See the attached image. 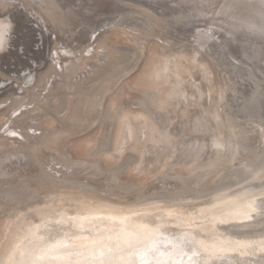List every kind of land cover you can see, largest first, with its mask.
Segmentation results:
<instances>
[{
	"label": "rangeland",
	"instance_id": "1",
	"mask_svg": "<svg viewBox=\"0 0 264 264\" xmlns=\"http://www.w3.org/2000/svg\"><path fill=\"white\" fill-rule=\"evenodd\" d=\"M143 1L18 0L32 13L34 23H44L52 34L51 55L61 53L54 56L58 65H46L32 77H13L3 68L11 56L8 46L0 48V84L17 83L16 88L0 90V260L12 246L17 226L49 195L56 201L71 196L70 203L128 208L201 202L248 183L253 173L250 159L254 167L264 163V28L251 27L254 13L242 10L250 23L231 30L217 13L222 0ZM3 4L0 0V10ZM213 10L214 15H208ZM215 16L220 20L217 24L212 20ZM107 23L109 28L95 32ZM18 43L13 65L22 67ZM33 57L41 62L43 54ZM194 79L213 118L206 132L200 127L193 135L190 154L188 136L174 135L172 130L178 108L189 99L186 83ZM155 132L172 145L170 153L163 155L167 164L153 162L149 156V149L156 147ZM133 143L137 145L126 147ZM207 150L208 157L201 159ZM249 221L264 224L263 202Z\"/></svg>",
	"mask_w": 264,
	"mask_h": 264
},
{
	"label": "bare ground",
	"instance_id": "2",
	"mask_svg": "<svg viewBox=\"0 0 264 264\" xmlns=\"http://www.w3.org/2000/svg\"><path fill=\"white\" fill-rule=\"evenodd\" d=\"M4 3L5 5L4 4L1 5L3 10H0V48L3 47L4 45H5V48L6 46H8L7 48L9 50V55L11 56L5 59L3 68H6L9 71L10 76H13V77H17L19 75L24 76V77H29V76L32 77L34 73L37 72V70L38 71L41 70L42 67H46V65L48 68L49 67L52 68L54 65H58L57 63L58 59L57 57L55 58L54 56L55 54L57 56L60 55L61 52L58 51V52H55L53 56L51 55L52 50L50 49V44L53 43L54 39L52 38V34L49 33V30L46 27V25L41 22L34 23V19H33L34 16L32 15V13L28 12L26 8L23 6V3H19L18 0H4ZM148 3L153 5V2L151 1ZM83 5L85 6L86 3H84ZM219 5H218L219 10L217 11V13H219V15H221L222 17L220 20L224 19V23H222L223 26L228 25L230 26L229 28L231 30L243 28V25L245 26V24L248 22V19H251V18H249V15H247V13L245 15L242 10L244 11L249 10L254 13L253 14L254 17H252L254 18V21H253L254 25H251V27L254 26L253 27L254 30L256 29L260 30V27L264 28V0H222ZM156 6L158 5L156 4ZM167 6H170V4ZM183 7L184 5L182 6V8ZM193 8H190V9L193 11ZM155 9L156 8H154V10ZM207 9L210 10L209 8ZM207 9H205L206 13H207ZM216 9L217 8H215L214 10ZM214 10L211 14H209L208 12V15L213 16ZM249 11H248V14H250L251 16L252 13ZM200 12L198 14H200ZM236 12H241L242 14L236 16L235 15ZM12 13L14 15L13 18H12L13 16ZM195 13L196 12H193V14L192 13L190 14L194 15ZM190 14L188 16H190ZM172 16H174L173 13H172ZM180 17H182V15ZM217 17L215 16V19H212V20L216 21ZM185 18L189 20V17L187 18V16H185ZM207 18H211V16ZM192 20L191 22L195 21V20L194 21ZM220 20H217L216 24ZM185 23L187 24V22ZM210 23H208V25ZM249 23L250 22H248V24ZM192 24L190 23V25ZM17 25L20 26L19 30H16L17 28H15ZM110 26L111 25L107 23L106 25H102L98 29V31H95V32L100 33L102 31L101 28L104 30L106 28H109ZM206 27H204V30ZM218 27H217V30H220L218 29ZM249 27H248V30H249ZM213 28H216V26ZM182 30H184V28ZM189 30L190 29H188L187 31L189 32ZM199 30H201V28ZM212 30L209 27V31H212ZM227 30H228V27H227ZM254 30H252V32ZM204 32L205 31H203V33ZM96 33H94L95 35L93 37L95 41L97 39ZM187 33L186 35H188ZM214 33L215 32L212 31V34ZM248 34L249 36L251 35V37L253 36L252 35L253 33L252 34L248 33ZM20 37L22 39L25 37V39L21 41ZM33 38L36 39V44L34 46L32 45ZM212 39H215V38H212ZM184 40H187V39H184ZM196 40H198V38ZM208 40H211V39H208ZM15 42H19L17 49L20 50V54L23 55L24 61L22 62H23V66L25 65L24 68L22 65H20L22 67H17L18 65L17 66L13 65V57H14L13 55L16 51L15 46H17L16 45L17 43L15 44ZM219 42H221V40ZM237 42H238V39H237ZM23 43H26V44L24 45ZM214 43L215 42H213V44ZM201 44L203 43L201 42ZM232 44L235 45V43H232ZM219 45L221 44L219 43L218 46ZM194 46H196V44ZM206 46L208 47V44ZM222 47L220 48L224 51L225 47L224 48ZM236 50H237V47H236ZM40 51L43 54V59L41 62H38L36 59H34L33 56L40 55ZM229 51L230 49L227 50V52ZM220 53L222 55V51ZM22 68L25 70L23 73H21L23 70ZM1 70L3 71V69ZM16 84L14 81L9 80L8 83L6 84L7 86H5L2 82L0 84V90L2 88L5 89L8 87L16 88L17 87ZM197 85L198 83L195 79L190 80L186 83L185 94H188L189 99H187V102L184 105H181V107L179 106L180 108H178L175 114L176 125L174 126L172 130L174 135H180L182 132H184L185 135L188 136V140H187L188 146H187L186 151H189L190 154H192V151L194 149L193 142L195 141L194 140L195 136L193 137V135L197 133V131L200 130L199 129L200 127H202L204 129V132H206L208 130L209 123L210 124L212 123L211 121L212 114L210 113L209 109L206 108V105L202 101V95L198 92ZM208 88H209V85H208ZM210 94L212 95V93ZM213 94L215 93L213 92ZM214 97H217V95L216 96L213 95V99ZM202 118H203V122H201ZM158 123H160L159 120H158ZM252 132H254V130ZM153 134L155 136L156 147L149 149L148 151L149 156L153 162L157 161L160 165H163L164 163L167 164L168 162L163 158V155L170 153V150L172 149V145L169 146V144H166V142H164V140L158 135V133L155 132ZM134 144L135 143L127 144L126 147L134 146ZM135 145H137V143ZM254 151L255 150H253V152ZM257 151L255 152L256 154H257ZM255 153H254V156H255ZM208 155H209V151L207 150L201 159H206ZM232 155L234 156V154ZM252 155L250 154V156ZM188 157L189 156L185 158H188ZM27 162H30V160ZM240 162L237 161V163H240ZM248 163L250 164V165L248 164L249 167L253 169L251 180L248 183L230 192H222V193L216 194L212 196L210 199L201 201V202H192V203L172 202L168 204H150V205H142L136 208H128L125 206H119V205L112 206L108 204L93 205V204H85V203L79 204L77 202L70 203L71 196H67L63 198L62 201H56L55 199H53V197H50L49 195V197L45 199L43 198L40 199V203H42L40 204L41 207L29 213L27 216V219L22 220V222L17 226V229L15 230L13 234V244L8 249L6 254L2 257V259L0 260V264H264V224L263 225L260 224L259 226H256L254 225V222L247 223V222H250L249 221L250 219L254 218V214L256 213L257 209L260 208L262 202L264 203V200H260V196L264 195V182H263L264 163L260 164L257 167H254V160L252 161L250 159ZM149 166H151V170H152L153 165L151 164ZM254 168L256 169L255 171L256 173L254 172ZM55 174L56 173L54 172V175ZM96 176H97V173H96ZM169 181L174 182L173 180H169ZM158 185L160 184L158 183ZM102 187H104V185ZM8 190H9V186H8ZM19 207H21V205ZM14 212L16 213V211Z\"/></svg>",
	"mask_w": 264,
	"mask_h": 264
}]
</instances>
